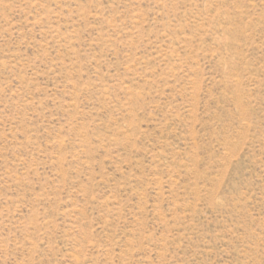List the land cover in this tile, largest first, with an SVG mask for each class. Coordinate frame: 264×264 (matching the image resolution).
I'll use <instances>...</instances> for the list:
<instances>
[{"label":"rangeland","instance_id":"374dc122","mask_svg":"<svg viewBox=\"0 0 264 264\" xmlns=\"http://www.w3.org/2000/svg\"><path fill=\"white\" fill-rule=\"evenodd\" d=\"M0 264H264V0H0Z\"/></svg>","mask_w":264,"mask_h":264}]
</instances>
